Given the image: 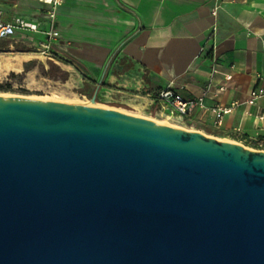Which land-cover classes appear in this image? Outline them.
<instances>
[{
    "label": "water",
    "instance_id": "obj_1",
    "mask_svg": "<svg viewBox=\"0 0 264 264\" xmlns=\"http://www.w3.org/2000/svg\"><path fill=\"white\" fill-rule=\"evenodd\" d=\"M0 96V264H264V151Z\"/></svg>",
    "mask_w": 264,
    "mask_h": 264
},
{
    "label": "crops",
    "instance_id": "obj_2",
    "mask_svg": "<svg viewBox=\"0 0 264 264\" xmlns=\"http://www.w3.org/2000/svg\"><path fill=\"white\" fill-rule=\"evenodd\" d=\"M0 10L4 21L19 16L49 27L39 0H0ZM54 28L55 62L113 102L155 110L157 93L172 85L185 97L205 93L207 107L229 106L264 86V0H65ZM17 36L33 49L44 39ZM263 105L235 107L220 127L207 109L173 118L231 139L264 140L255 117Z\"/></svg>",
    "mask_w": 264,
    "mask_h": 264
},
{
    "label": "rangeland",
    "instance_id": "obj_3",
    "mask_svg": "<svg viewBox=\"0 0 264 264\" xmlns=\"http://www.w3.org/2000/svg\"><path fill=\"white\" fill-rule=\"evenodd\" d=\"M18 37V36H17ZM18 53L26 57L20 60V65H12V58ZM56 60V59H55ZM31 61H34L31 63ZM29 62L28 69L24 63ZM15 95L19 97H39L59 101L89 105L93 91L78 85L77 80L69 75L60 64L55 61L40 57L33 48L22 44L21 40H0V95ZM95 104L101 108H118L127 114L149 119L152 121H165L167 125L181 128L185 131L199 133L219 140H231L244 147L264 151V143L255 145L251 139H231L223 137L221 133L209 129H201L173 119L156 114L154 109L145 108L140 104H127L126 102H113L100 95H96ZM163 123V122H161Z\"/></svg>",
    "mask_w": 264,
    "mask_h": 264
},
{
    "label": "built area",
    "instance_id": "obj_4",
    "mask_svg": "<svg viewBox=\"0 0 264 264\" xmlns=\"http://www.w3.org/2000/svg\"><path fill=\"white\" fill-rule=\"evenodd\" d=\"M46 9L48 28H41L38 23H31L19 16L12 17L9 21L2 19V12L0 10V40H8L15 38L18 34L25 32L41 33L44 39L36 43L34 52L40 57L55 61V55L52 52L51 39L59 36V33L54 28V22L57 15V9L62 6L65 0H39ZM215 14V11H213ZM217 72V70H214ZM229 80L230 75L225 77ZM227 87L225 85L219 86L218 90L224 91ZM205 93L194 97H185L179 93L174 86L169 85L161 89L156 95L155 113L164 115L165 117L179 116L185 120V117L193 112L195 108L207 109L212 114L213 125L220 127L223 122L224 115L231 112L235 107L246 105L253 106L257 101L264 99V86H256L252 88L246 99L241 101H234L229 106L214 105L207 107L204 103ZM256 119L264 127V105L261 106L255 115Z\"/></svg>",
    "mask_w": 264,
    "mask_h": 264
},
{
    "label": "bare ground",
    "instance_id": "obj_5",
    "mask_svg": "<svg viewBox=\"0 0 264 264\" xmlns=\"http://www.w3.org/2000/svg\"><path fill=\"white\" fill-rule=\"evenodd\" d=\"M24 55H26V54H24V53H18L17 54V56H15V57H13L12 58V65L13 66H15V67H18L19 65H20V60L22 59V58H24V57H26V56H24ZM0 96H10V97H19V96H15V95H0ZM95 106L96 107H98L96 104H95ZM107 109H112V108H107ZM112 110H115V111H119V112H123V113H125L124 111H121V110H119L118 108H113ZM167 119H173V117H171V116H167ZM160 122H163V123H167V122H165V121H160ZM179 129H181V128H179ZM183 130V129H182ZM191 132V131H190Z\"/></svg>",
    "mask_w": 264,
    "mask_h": 264
},
{
    "label": "trees",
    "instance_id": "obj_6",
    "mask_svg": "<svg viewBox=\"0 0 264 264\" xmlns=\"http://www.w3.org/2000/svg\"><path fill=\"white\" fill-rule=\"evenodd\" d=\"M33 62H34V61H31V63H33ZM31 63H29V62L24 63V67H25L26 69H28L29 64H31ZM244 140H246V139H244ZM246 141H247V140H246ZM263 143H264V140H263V139H259V140H257V141L254 142L255 145H262Z\"/></svg>",
    "mask_w": 264,
    "mask_h": 264
}]
</instances>
